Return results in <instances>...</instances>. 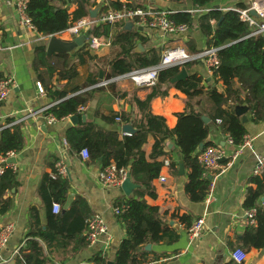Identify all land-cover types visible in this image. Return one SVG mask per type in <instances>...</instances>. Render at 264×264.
Wrapping results in <instances>:
<instances>
[{
	"label": "trees",
	"instance_id": "trees-1",
	"mask_svg": "<svg viewBox=\"0 0 264 264\" xmlns=\"http://www.w3.org/2000/svg\"><path fill=\"white\" fill-rule=\"evenodd\" d=\"M184 5L183 0H172ZM194 9H203L216 0H190ZM76 6L71 13L70 7ZM123 4L119 0H110L104 5V11L118 10ZM134 8L143 7L132 6ZM95 4L89 0H29L27 16L44 37H54L69 30L82 19L90 17ZM238 9H247L239 4ZM177 25L193 27L195 17L190 12H176L171 16ZM198 25L206 37L207 47L219 49L217 56L219 67L211 80L213 85L206 86L207 81L199 75H189L188 79L175 83L172 80L182 68L190 70V64L163 70L159 74L158 83L150 88L145 100L135 98L134 103L138 116L111 114L103 119L109 125H116L121 119L122 125L131 124L137 131L134 135L121 137L120 132L102 129L87 123L67 131L66 141L71 149L82 152L87 150L90 163H100L102 168L115 164L119 169L128 170L135 184L140 188L136 197L126 199L117 206L126 210L118 216L121 225L126 229L127 237L121 242L113 264H147L149 253L145 250L149 245L174 243L179 236L162 219L158 207L151 206L146 197L156 198L153 182L159 178L164 166L157 159L164 156L167 141H174L179 148L185 168L188 170V182L185 192L193 203L205 201L211 180L204 176L206 171L199 161L201 153L211 146L208 142L212 127H219L221 132L229 136L235 147H240L248 134L242 118L236 115L238 108L248 109V118L252 123L264 124V39L261 36L249 37L252 30L241 22L235 11L211 9L209 13L199 16ZM124 24H100L91 30V38L110 41L113 50L110 58H99L94 50H84L82 58H74L69 54L47 57L46 47L36 50L34 70L38 80L55 105L46 112L57 121L70 117H81L79 111L85 108L98 93L111 91L115 93L116 83L113 79L131 72L150 68L159 64L161 58L155 51L138 53L139 43L145 40L140 33L122 31ZM106 66L111 73L106 72ZM80 70H86L82 77ZM104 73L107 87H97L100 72ZM66 81V89L62 91L51 87L52 81ZM5 80L0 73V83ZM221 86V90L218 88ZM174 89L186 96L185 111L177 115L178 123L170 130L164 118L152 112L155 99H166ZM208 103L210 108L205 104ZM2 103H0L1 105ZM203 117L210 120L209 124ZM218 121L221 123L218 124ZM13 119L6 120L3 126H9ZM154 139L152 159H146L144 147L148 139ZM204 144L205 149L200 151ZM25 146L22 124L4 127L0 131V156L10 152L20 153ZM176 171V165H170ZM18 188L16 172L8 170L0 176V218L12 209L10 194ZM69 184L53 169L42 184L41 195L52 207L57 203L61 207L59 214L50 211L46 230L32 229L26 235L13 261L15 264H54L53 255L59 248L66 249L71 243L78 244L75 253L88 246L83 233L87 230L91 218L90 209L83 198H77L66 212L62 207L68 199ZM264 171L260 176L250 179V187L244 201V209L255 211L254 225H250L240 240L245 251L264 250ZM189 230L192 219L183 216L179 219ZM36 223V222H35ZM37 224V223H36ZM105 254L99 253L88 264H108ZM227 264H237L231 260Z\"/></svg>",
	"mask_w": 264,
	"mask_h": 264
},
{
	"label": "crops",
	"instance_id": "crops-1",
	"mask_svg": "<svg viewBox=\"0 0 264 264\" xmlns=\"http://www.w3.org/2000/svg\"><path fill=\"white\" fill-rule=\"evenodd\" d=\"M16 1L0 0V73L5 79L13 80L11 92L0 105V125H4L8 119H13L14 123L21 121L31 111L39 112L56 104L46 92H40L38 84L41 83L34 70L36 50L39 47L47 49L50 38H44L20 24L15 7ZM119 1L121 4L142 5L143 7L140 8L174 13L194 10L190 0H183L184 5L172 0ZM252 1L216 0L208 9L222 11L237 8L239 4L249 7ZM90 2L95 4L90 17H87L92 20H96L105 12L104 5L110 4V0L102 3ZM75 10L76 6L72 5L70 12L73 13ZM93 16H96V19H93ZM194 17L193 27L184 34L166 35L157 29L148 28L139 32V27L135 26L132 32L140 33L145 40L144 44H138L137 52L146 53L153 50L161 58L166 52L175 48H182L191 55L209 49L206 37L198 25L199 15ZM58 37L64 41L73 39L67 31ZM140 45L143 49L139 47ZM86 49L90 50L88 42L70 55L74 58H82ZM95 53L99 58L107 59L111 57L113 50L109 45L96 50ZM189 64V75H199L206 79V86L213 85L203 62ZM106 72L111 73L108 66H106ZM80 73L84 77L86 70H80ZM100 81L97 87L105 88L108 84L105 86L102 84L110 82L105 80L104 73ZM112 82L116 83L115 93L108 90L95 95L85 107L86 110L82 112V116L78 117L77 124L71 122V117L49 124L44 119L46 114L22 122L25 146L16 158L18 188L10 194L13 202L12 209L0 218V230L12 224L14 233L0 253V264H15L13 258L24 244L31 228L46 230L50 211L53 214L54 212L53 206L51 207L41 195V188L44 178L51 175L53 169L59 175V167H63L65 171V174L60 177L69 184L68 199L66 205L62 207V212L69 210L77 198H83L90 209L91 218L99 215L108 233L92 245L86 239L88 246L77 253L74 251L78 246L76 243H71L66 249L59 248L53 251L54 264H88L99 253L105 254L109 262H114L121 242L127 237L126 229L121 225L115 211L117 206L126 199L136 197L137 190L127 197L121 186L104 188L98 180L103 169L101 164L90 163L81 152L65 145L67 131L87 123L95 124L102 129L118 131L121 137L131 136L123 133L125 125L118 120L116 125H109L103 118L113 113L138 116L139 112L134 100L135 98L145 100L150 93V88L138 87L131 79ZM66 84V81L58 82L54 79L51 87L62 91L66 89ZM218 88L221 90V86ZM185 100L184 94L172 89L168 98H158L152 102V112L164 118L168 128L173 130L178 123L177 115L185 111ZM205 105L210 108L208 103ZM246 129L248 132L246 139L253 140L254 149L253 151L246 149L236 160H233L236 149L227 143V135L223 134L219 127H212L210 131L208 142L212 144L211 146L221 147L228 153V158L222 163L224 167H228L226 172L221 175L218 171L213 176H209L211 183L215 184L214 198L210 204L206 201L197 204L190 201L185 192L189 172L185 168V176H179V163L183 162L181 152L174 141H167L164 156L157 159V162H162L164 166L159 178L153 182L156 198L147 196L146 201L151 206L159 208L163 221L177 233L179 239L174 243L150 245V250L146 248L150 262L147 264H227L232 260L236 250H243L240 240L250 226L246 217L247 211L243 205L250 187V179L254 176L255 154L264 156V124L256 125L249 120ZM153 145L154 139L150 137L144 147L148 162H153ZM170 165H176V171ZM162 179L165 181L163 182ZM183 216H189L192 219L191 227L199 219L204 218V227L199 238L191 239L188 236V229L179 221ZM86 235L87 230L83 233V237L86 238ZM244 252L246 260L243 264H264V250H244Z\"/></svg>",
	"mask_w": 264,
	"mask_h": 264
},
{
	"label": "built area",
	"instance_id": "built-area-1",
	"mask_svg": "<svg viewBox=\"0 0 264 264\" xmlns=\"http://www.w3.org/2000/svg\"><path fill=\"white\" fill-rule=\"evenodd\" d=\"M29 0H17L15 7L19 15L20 24L25 26L26 28L36 31V28L32 24L30 18L27 16L26 10ZM83 1V0H80ZM95 1L98 3H102L105 0H89ZM235 11L239 14V18L241 22L247 24L252 30L249 37L253 36H261L264 39V0H253L251 5L247 9H238V8H229L222 11ZM256 13V17L251 14V12ZM193 15H204L209 13V9H194L189 11ZM174 12L170 11H160L151 8H134L129 5L123 4L122 7L118 10L109 9L105 11L99 18L96 20H92L90 18H85L74 24L67 32L70 36L75 39L79 37L83 32L91 30L94 26L100 24H109V25H118L121 23H125L127 20L132 21L134 25L138 28H148V29H157L166 35H177L184 34L188 31V27L186 25H177L171 19V16ZM52 38V37H49ZM72 39V40H73ZM110 45V41H102L96 38L88 39V47L90 50H100L104 47ZM1 48V47H0ZM219 49L209 48L197 54L191 55L186 52L182 48H175L166 52L162 57L158 65L145 68L141 70H137L131 72L126 75L119 76L115 78L113 81H119L123 79H131L138 87H154L158 83L159 74L161 71L173 68V67H182L186 64L193 62H203L207 68L208 74L210 77L213 76L216 69L219 67V59L217 56ZM108 83H103L102 86L107 85ZM13 87L12 79H5L0 83V103L4 102L11 92ZM38 88L41 93H43V88L41 84H38ZM49 108L41 110L39 112L31 111L25 115L23 120L13 122L9 126L0 127V131L4 127H11L14 125H20L23 121H26L31 118H37L39 116H43ZM86 110V108H81L79 111L82 113ZM45 120L49 124H55L58 121L51 117L50 115L44 116ZM118 122H121V119H117ZM221 122L218 121V124ZM227 143L234 147L235 153L233 155V160H236L239 156L243 154L246 149L253 151V140L246 139L244 143L240 147H235L233 140L227 136ZM65 145L68 146L67 142ZM82 156L85 159H89V154L87 150H83L81 152ZM18 153L10 152L5 156H0V176L6 174L8 170H12L16 172L15 164H10L9 161L11 159H16ZM256 156V167L254 170V176H260L264 171V156L257 155ZM228 158V153L225 149L221 147H213L209 146L206 148L201 155L199 156L200 163L205 168L204 176H213L216 172L219 171V174H224L228 167H224L222 165L223 160L225 161ZM169 165V163H167ZM230 166V165H228ZM65 171L63 167H59V175H64ZM129 174L126 169H119L115 164H111L110 166L103 168L99 175V183L104 188H113L120 187L125 182L127 175ZM164 182L165 180L162 179ZM214 182L211 183L208 195L205 199L207 204H210L213 201V192H214ZM126 209H116L115 213L119 216ZM53 212L54 214H59L61 212V207L59 204H53ZM247 220L250 225H254V217L255 211H248L246 213ZM204 218L199 219L189 230L188 236L191 239H197L200 237L204 227ZM14 233V225L8 224L0 230V253L9 243V240L13 236ZM108 233L107 227L104 224V221L99 215H94L87 224V235L86 239L89 244L97 243L100 238L106 236ZM232 260H234L237 264H243L246 260V253L244 250L238 249L232 255ZM156 264V263H153Z\"/></svg>",
	"mask_w": 264,
	"mask_h": 264
},
{
	"label": "water",
	"instance_id": "water-1",
	"mask_svg": "<svg viewBox=\"0 0 264 264\" xmlns=\"http://www.w3.org/2000/svg\"><path fill=\"white\" fill-rule=\"evenodd\" d=\"M251 14L253 16H257L255 12H251ZM93 19H96V16L92 17ZM134 23L132 21L127 20L124 24V27L122 29V31L124 32H132L134 30ZM139 32L143 31V28H139L138 29ZM91 38V31H87L83 36H80L78 38H75L71 41H64L61 40L58 36H54L52 38H50L49 43H48V47H47V57L48 58H52L54 55H63V54H74L75 51L78 48L83 47L87 42L88 39ZM141 49L142 46H139ZM189 77V73L186 70V68H182L181 72L172 80V83H178L181 81H184L186 79H188ZM100 78L103 79V73H100ZM248 109L247 108H238L236 110V115L240 118H242V123L243 124H248L249 122V118H248ZM79 121L78 117H71V122L73 124H77ZM203 121L206 124L210 123V120L206 117H203ZM137 131L134 129V127L131 124H127L123 127V133L127 134V135H134ZM205 149V145L202 144L200 146V151H203ZM224 162V160H223ZM10 164H16V159H11L9 161ZM179 176L183 177L185 176V165L184 162H180L179 163ZM124 194L127 197H130L134 191L138 190L140 188V186L136 185L133 183L132 179H131V175L128 174L127 178L125 180V182L122 184L121 186ZM262 201L264 202V197L262 199ZM151 246L149 245L147 247V250H150ZM108 264H113V262H108Z\"/></svg>",
	"mask_w": 264,
	"mask_h": 264
}]
</instances>
